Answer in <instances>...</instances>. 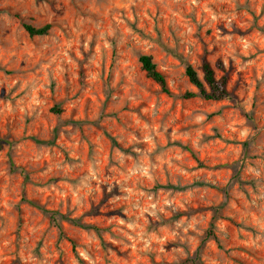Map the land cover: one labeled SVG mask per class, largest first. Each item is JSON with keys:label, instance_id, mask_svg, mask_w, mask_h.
Masks as SVG:
<instances>
[{"label": "rangeland", "instance_id": "1", "mask_svg": "<svg viewBox=\"0 0 264 264\" xmlns=\"http://www.w3.org/2000/svg\"><path fill=\"white\" fill-rule=\"evenodd\" d=\"M192 261L264 264V0H0V264Z\"/></svg>", "mask_w": 264, "mask_h": 264}, {"label": "trees", "instance_id": "2", "mask_svg": "<svg viewBox=\"0 0 264 264\" xmlns=\"http://www.w3.org/2000/svg\"><path fill=\"white\" fill-rule=\"evenodd\" d=\"M24 27L31 37L49 35L52 29V26L50 24H47L41 28H36L33 27L32 25H27V24L24 25ZM140 63H141V68L146 73L147 77L152 79L156 84H158L163 94L169 97H176L175 95H173L172 91L170 90L165 75L158 70L157 64L154 62L152 56L142 55L140 57ZM219 66L222 67L221 62H219ZM201 72H202V77L199 75V72L196 69H194L192 66L187 67L186 75L190 83L196 88V91L186 92L184 95L180 97L181 99L190 100L195 98H201L206 101L220 102L229 98L230 94L227 88L228 79L226 76L218 79L216 77V73L213 66L207 61L203 62L201 66ZM54 111L57 112V114L61 113V110L59 108H56ZM187 150L194 155L192 150L189 149L188 147ZM12 167H14V165H12ZM168 188H176V187L169 186ZM29 204L40 209L43 212V214H45L50 219V221L58 228H61L60 222L62 220H67L68 222L84 229H88V230L93 229L97 232L101 231L99 228L93 225H85L83 223H80V221L77 219H68L66 216L61 215L58 212L49 211L44 207L40 206L38 203L29 202ZM216 214L218 215L219 212L216 211ZM215 219L216 218L214 217L213 220ZM209 234H210L209 236H214L212 230L209 232ZM192 262L193 264H195V261Z\"/></svg>", "mask_w": 264, "mask_h": 264}]
</instances>
